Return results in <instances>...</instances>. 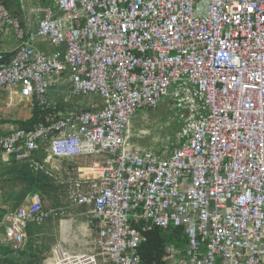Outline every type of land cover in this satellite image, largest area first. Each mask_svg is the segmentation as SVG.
Instances as JSON below:
<instances>
[{
    "label": "built area",
    "instance_id": "built-area-1",
    "mask_svg": "<svg viewBox=\"0 0 264 264\" xmlns=\"http://www.w3.org/2000/svg\"><path fill=\"white\" fill-rule=\"evenodd\" d=\"M45 1L34 31L0 0V43L10 29L19 40L0 61V101L8 112L15 103L49 111L0 134V161L52 173L53 159L95 156L67 195L87 206L96 235L86 251L54 244L43 264H141L147 233L171 226L189 239L185 254L167 246L166 264H264V0ZM67 81L70 96L103 105L57 110L50 93ZM167 95L182 143L161 152L131 143L136 111ZM63 213L33 194L0 222V242L22 250L28 222Z\"/></svg>",
    "mask_w": 264,
    "mask_h": 264
},
{
    "label": "trees",
    "instance_id": "trees-1",
    "mask_svg": "<svg viewBox=\"0 0 264 264\" xmlns=\"http://www.w3.org/2000/svg\"><path fill=\"white\" fill-rule=\"evenodd\" d=\"M2 1L14 15L23 13L20 0ZM14 7L16 10H13ZM14 54L15 50L3 53L1 63H7ZM52 96L59 101L58 108L65 109L66 105L63 103V98L57 96L55 92L52 93ZM47 112L49 111L36 106L33 108L30 118L10 120L0 117V124L11 122L19 128L30 129L40 120H44ZM180 126L178 127L176 123L173 128L169 126L166 130L167 132H173L179 129ZM7 133L9 132L0 131L1 135ZM175 139L173 134L170 147L178 145ZM157 149L161 152L164 145L162 144ZM42 156L43 154L38 151L34 157L42 161ZM63 163L70 164L71 168L77 167L70 160H64ZM67 188L68 183H62L56 174L37 168L31 160L20 161L12 157L9 162L0 161V222L8 213L17 210L33 194L40 196L46 210L51 207L64 206L63 198L67 196ZM53 219L59 220V216L51 215L45 222H51ZM45 222L43 224L28 222L26 230L28 239L22 250H15L10 244L0 242V264H42L47 257L46 253L52 247L49 242L38 241L43 239L40 236L44 232ZM0 229L3 231L4 227L2 226ZM188 239L189 237L183 227L153 228L147 233V240L139 247L141 264H166V246L175 244L177 247L184 249Z\"/></svg>",
    "mask_w": 264,
    "mask_h": 264
},
{
    "label": "rangeland",
    "instance_id": "rangeland-1",
    "mask_svg": "<svg viewBox=\"0 0 264 264\" xmlns=\"http://www.w3.org/2000/svg\"><path fill=\"white\" fill-rule=\"evenodd\" d=\"M20 1L23 13L17 15L25 22L26 28L32 30L36 26V19L39 15H41V12L37 10L38 6L41 5V2L39 0ZM13 10H16V8L14 7ZM10 12L14 14L12 11ZM5 38L7 40H10L9 44L11 45L19 44V40L17 39L15 34L14 36L5 35L3 40H5ZM55 49L56 48L49 43L44 44V50L46 53H52ZM58 86L60 88V95L58 94V92H55L57 96H70V87L68 83ZM174 89L175 87H172L169 91L173 92ZM86 96L87 97L85 98H80V96H78L77 98L72 95L69 97V99L71 100L72 104H79L78 106L82 107H85L87 104H90L92 98H94L99 103L102 102L101 96L99 95L89 94ZM196 101L199 102V99L197 97ZM14 109H16L15 114L0 112V117L10 120H16L19 118L17 116V114L19 113H21L22 116L26 115V117L31 115L30 110L27 109L23 111L18 103H15ZM182 119L183 117L181 116V112L179 111L177 105L174 102V98L171 95H167L164 97L158 108H140L136 111L135 115L132 118L129 128L130 142L137 146L153 149L155 151H158L157 148H159L162 144L164 145V149L172 148L170 147V144L172 143L171 136H173V134L175 135V141L177 142V144L182 143V141H180L181 139H179L180 132L182 131L184 124V121ZM176 123L178 124V127L182 124L180 128L173 132H167L166 128H168L169 126L173 128V125H175ZM16 127L17 126L15 124L8 122L0 124V131L9 132L12 128ZM94 159H96L95 156L88 155L83 156V158L71 159V161L74 162L77 166H79L81 164H92ZM102 159H105V156L102 157ZM46 166L50 171H52L53 174H56L60 180H69L70 184L73 179L77 177V170L73 167L71 168V165L68 163H62L60 159H53L52 161L47 163ZM63 201L65 203V206L63 208L65 209L64 213L62 215H59V220L63 218L66 220V222H68V224L65 221L64 224L62 223L63 226H65L64 228L67 231V235L64 234V236H62V232H60L59 230V220L53 219V221L51 222H45L46 224H44V232H42L43 234L40 236L43 239H39L38 241H42L45 243L49 242L51 246L60 242L70 250L72 249L86 251L89 249H93L94 244L92 242L93 238L96 235V231L95 229H92L91 227L88 228L87 226L91 214H89L86 209L79 208L78 206L71 204L67 196L63 198ZM84 228L87 230H91L90 237L83 235ZM94 251L95 253H97V248H95ZM50 252L51 250L46 253L47 256L50 254ZM48 261L52 262V260Z\"/></svg>",
    "mask_w": 264,
    "mask_h": 264
},
{
    "label": "crops",
    "instance_id": "crops-1",
    "mask_svg": "<svg viewBox=\"0 0 264 264\" xmlns=\"http://www.w3.org/2000/svg\"><path fill=\"white\" fill-rule=\"evenodd\" d=\"M40 2H41V5L40 6H38V8H37V10L39 11V12H41L40 10H39V8L40 7H42V6H44V5H51L52 3L51 2H48V1H45V0H39ZM56 12H58L57 10H56ZM59 13V12H58ZM42 12H41V15H39L38 16V18L36 19V26H35V28L34 29H32V30H36V28H37V26H38V21H39V19L42 17ZM18 16V15H17ZM19 17V16H18ZM20 18V17H19ZM20 21H21V23H22V25L23 26H25V22L20 18ZM24 23V24H23ZM26 27V26H25ZM28 30H31V29H28ZM14 31L12 30V29H10V30H8V32L5 34L6 36H8V35H13L14 36ZM4 35V36H5ZM3 39H4V37H3ZM9 39L7 40L6 38H5V40H2V42L0 43V55H2L3 53H5V52H9V51H14L15 49H16V47L18 46V44L17 45H11V44H9ZM45 43H48V42H45V41H38L37 43H36V45H37V47L38 48H40V49H42L44 52H45V50H44V44ZM66 83H68L69 84V90H71V86H70V83H69V81H67ZM65 83V84H66ZM59 91H60V88H59V86L58 87H53V89H52V91H51V93H50V96H51V100L52 101H54V102H56V104H57V106H58V103H59V101L55 98V97H53L52 96V93L53 92H58V94H59ZM70 92V91H69ZM60 95V94H59ZM65 97H68V95H64L62 98L64 99ZM85 97H87L86 95H80V98H85ZM77 98H78V96H77ZM79 98V99H80ZM101 99H102V97H101ZM94 103H98V105L99 106H102L103 105V99H102V102L101 103H99V102H97L94 98H92V101H91V103L90 104H87L85 107H82V106H78V105H74V104H69V103H64L65 105H66V107H65V109H62V110H70V111H78V109H83V110H86V109H92V105L94 104ZM21 106V105H20ZM76 106V107H75ZM21 109L23 110V111H25V110H27V108H23L22 106H21ZM61 108H57V110H60ZM29 110V109H28ZM31 111V115H32V110H30ZM0 112H6V113H13V114H15V112H16V109H14V107L12 106V109L10 110V112H8L7 110H6V107H5V103L2 101H0ZM31 115H29V116H27L26 117V115H24V116H22L21 115V113H19V114H17V116L19 117L18 119H23V120H25V119H28V118H30L31 117ZM42 154H43V156H44V153H43V151H40ZM42 156V157H43ZM81 158H83V157H81ZM61 160V162L63 163V161L64 160H69V159H60ZM95 160V159H94ZM71 161V160H70ZM81 165H84V164H81ZM80 166V165H79ZM78 167V166H77ZM76 167V168H77ZM76 168H74V169H76ZM52 172V171H51ZM61 182L62 183H68L69 184V180H64V181H62L61 180ZM68 187H69V185H68ZM67 191H68V188H67ZM67 198H68V195H67ZM69 200V199H68ZM70 201V200H69ZM71 203V202H70ZM72 204V203H71ZM74 205V204H73ZM65 206V205H64ZM64 206H60V207H51V208H60L61 210H63V212H64V209L65 208H63ZM76 206V205H75ZM79 208H84V209H88L87 208V206H85V205H82V206H78ZM59 216V215H58ZM63 219V218H62ZM61 219V220H62ZM61 220H59V230H60V232H62V236H64V234H66L67 233V231L66 232H64L63 231V229H65L64 227L65 226H63V222H61ZM46 221V220H45ZM44 221V222H45ZM66 221V220H65ZM43 222V223H44ZM42 223V224H43ZM63 223V224H62ZM94 229V228H93ZM85 231V232H84ZM83 235L84 236H91V230H87V229H84L83 230ZM94 239V238H93ZM187 245V244H186ZM186 245H185V248L184 249H182V248H180V247H178V249L181 251V253L182 254H185V249H186ZM167 246H174V247H177L175 244H169V245H167ZM167 246H166V248H167ZM72 250V249H71ZM77 251H79V250H77ZM165 256H166V254H165ZM47 258V257H46ZM51 261V260H50ZM166 261V260H165ZM49 262V261H48ZM44 263V262H43ZM42 263V264H43Z\"/></svg>",
    "mask_w": 264,
    "mask_h": 264
},
{
    "label": "bare ground",
    "instance_id": "bare-ground-1",
    "mask_svg": "<svg viewBox=\"0 0 264 264\" xmlns=\"http://www.w3.org/2000/svg\"><path fill=\"white\" fill-rule=\"evenodd\" d=\"M72 221V220H71ZM66 222V221H65ZM65 222H63V223H65ZM67 224H68V222H66ZM70 226V225H69ZM69 229V228H68ZM85 229V228H84ZM64 232H66V230L64 229ZM85 232V231H84ZM65 235H67V234H65ZM73 236V235H72ZM77 236V235H76ZM73 238V237H72ZM77 238V237H76ZM70 239V238H69ZM73 241V240H72ZM72 243V242H71Z\"/></svg>",
    "mask_w": 264,
    "mask_h": 264
}]
</instances>
